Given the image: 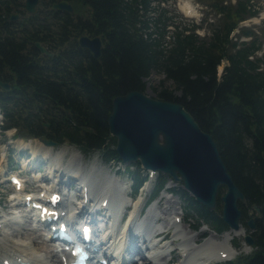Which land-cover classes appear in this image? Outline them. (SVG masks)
Listing matches in <instances>:
<instances>
[{"label":"trees","instance_id":"trees-1","mask_svg":"<svg viewBox=\"0 0 264 264\" xmlns=\"http://www.w3.org/2000/svg\"><path fill=\"white\" fill-rule=\"evenodd\" d=\"M68 1L88 8V15L78 20L74 29H80V24L102 39L100 57L86 53L89 67L76 69L81 76L72 90L75 95L68 88L62 95L46 87L63 102L33 99L26 88L19 96L0 92V128L14 127L22 137L44 136L58 144L67 142L86 155L97 153L105 161L123 164L108 130L112 100L130 91L145 93V79L153 71L163 74L158 84L149 85L154 97L181 104L212 136L228 172L245 195L246 203L238 204L241 223L248 228L247 220L254 217V228H248L252 251L224 264H264V52L258 55L263 40L254 27L242 25L258 15V4L254 0H211L219 22L214 26L210 23L209 35L200 36L195 30L201 25L181 26L176 15L172 17L158 5L166 0H155V6L154 0ZM152 11L157 15L150 16ZM167 26L174 30L166 40ZM70 34L60 31V41ZM73 47L78 49L77 44ZM13 66L22 80L16 86L27 83V68ZM36 85L42 87L38 82ZM9 165L14 168L12 160ZM124 173L136 194L147 178L145 170L137 161L126 166ZM169 180L168 175L159 173L152 197ZM173 192L184 202L186 214H196L197 225L204 221L217 233L228 229L221 217L219 197L216 208L210 210L182 188H173Z\"/></svg>","mask_w":264,"mask_h":264},{"label":"bare ground","instance_id":"bare-ground-1","mask_svg":"<svg viewBox=\"0 0 264 264\" xmlns=\"http://www.w3.org/2000/svg\"><path fill=\"white\" fill-rule=\"evenodd\" d=\"M181 8L187 15H195L194 8L188 1L181 3ZM69 147L63 146V149L55 150L53 147L42 146L41 148L44 151L43 159H38L36 163H43L47 166L44 172H39L38 178L40 177V180L43 179L51 182V186L55 190L62 188L64 192L66 186H69L72 182L77 183V186L72 188L75 191L72 190L64 193L59 203L61 208L63 206L67 207L69 204L72 206L76 198V201L80 202H76L78 206L72 209L75 215L70 214L68 217L61 215L57 223L66 219L72 227L74 223L78 224L76 222L78 219L82 222H87V218L83 216L87 211L95 213L104 209L106 210V213L110 216L111 229L108 227L106 234L97 238L100 243L105 242L102 246V248H105L103 253L100 252L101 246L98 247V243L96 245L97 252L101 253L102 259L111 257L114 260L112 264H136L135 259L132 257L139 255L140 264H207L211 260L230 258L234 255L235 250L231 241L234 237L242 236L246 232L242 224H240L238 229H227L221 235L211 233L209 236L204 237L202 242H198L197 237L199 233H194L189 226L183 224L179 226L176 223V219L180 215L177 213L172 215L176 212L174 209L175 201L164 195L149 206L145 214L143 211L145 217L143 220H140L138 214L145 200L139 198L130 203L124 196L127 189L125 187L121 188L122 192L118 188L115 178L111 175L107 179L98 177L96 174L99 168L95 165H92L88 171H85V166L76 155L72 154V158H70L68 163L61 162L68 156V153H71L68 151ZM54 150L56 152L52 153ZM32 154L36 157L34 150ZM49 157L52 160L51 163L48 161ZM2 169L3 167L1 171ZM50 173L56 176L55 180L50 177ZM41 189L46 191L45 187ZM85 196L86 200H84ZM105 200H107L106 207L102 205ZM19 203L21 206L22 203L20 200H17L16 204ZM163 203H166L167 206L163 207ZM129 205H132L131 212L135 213H132L127 220V227L120 230L121 234L118 239L113 237L110 241L106 240L105 237H111L118 231L119 219ZM3 211L5 215L4 217L2 215V219H0V264H3L5 260L11 264L21 261H28L31 264H64L63 258H72L67 249H59L61 245L49 246L51 243H47V241L40 237V235L46 232H44V229L42 232L38 230V228L44 226V223L39 224L41 227H34L29 230L30 233L24 230L26 225L23 223L26 221V218H30L29 214H14L8 203L3 206ZM162 213L164 215H161ZM180 217L184 220L182 215ZM154 222L158 223L157 227L153 226ZM102 223L103 220L100 221V224ZM173 224L175 225L174 231L171 239H169V229L172 228ZM145 229H149L148 236H151L154 232H157L158 235L151 238L140 237L141 230ZM69 230L71 232L74 231L72 228ZM99 230V225H96L94 234L97 235V231ZM46 234L48 235V232ZM55 240L61 241L59 239ZM139 242H141V245ZM143 247L147 249L145 251L150 252V255L146 256L144 254ZM172 248H175L174 251H170ZM130 253L132 257L127 259L126 255ZM177 256L179 258L176 260L175 257Z\"/></svg>","mask_w":264,"mask_h":264},{"label":"water","instance_id":"water-1","mask_svg":"<svg viewBox=\"0 0 264 264\" xmlns=\"http://www.w3.org/2000/svg\"><path fill=\"white\" fill-rule=\"evenodd\" d=\"M37 1L25 0L26 11L34 12ZM52 8L72 12L67 0L53 4ZM77 40L95 58L100 57L99 36L81 35ZM0 87L9 89L1 80ZM108 130L116 138V151L123 161H139L147 170L168 174L174 181L182 182L184 189L207 209H215L219 197L223 221L229 228L238 229L242 217L238 204L246 203L245 195L228 172L212 136L199 127L181 104L159 100L141 91L118 95L112 100ZM38 139L46 145L55 143L43 136ZM220 188L224 189L221 195ZM246 225L253 229L254 217ZM244 241L253 244L250 234L244 236Z\"/></svg>","mask_w":264,"mask_h":264},{"label":"flooded vegetation","instance_id":"flooded-vegetation-1","mask_svg":"<svg viewBox=\"0 0 264 264\" xmlns=\"http://www.w3.org/2000/svg\"><path fill=\"white\" fill-rule=\"evenodd\" d=\"M59 1L38 0L34 12H27L25 0H0V80L9 85L7 90L0 87V92L19 96L26 88L31 91L28 97L45 103L63 102L56 99L53 92H47L48 89L59 90L58 93L64 95L62 91L68 88L75 95L72 90L77 86L76 78L81 76L76 69L89 67L86 53L94 57L90 50L79 45L77 39L81 35H96L84 30L80 24V29H74V24L83 16L75 15L73 6L70 13L52 8ZM60 31L71 34L60 41ZM37 43L46 51H42ZM73 44H77L78 49ZM13 65L27 68V83L16 86L22 80Z\"/></svg>","mask_w":264,"mask_h":264},{"label":"rangeland","instance_id":"rangeland-1","mask_svg":"<svg viewBox=\"0 0 264 264\" xmlns=\"http://www.w3.org/2000/svg\"><path fill=\"white\" fill-rule=\"evenodd\" d=\"M184 1H188L189 3H191L193 5V7L195 9V13H194L195 15H193V16L189 15L188 16V15H185L183 13V10L181 8V3H183ZM232 2H234V1H232ZM254 2H256L258 4V6L260 8V12H259L258 16H256L255 18H252L250 20H247L244 24L246 26H250V27L253 26L255 28V31H256L257 35H259L261 37V39L263 40V47H262L260 53H258L259 56H262V54L264 52V0H254ZM157 3L158 2L154 0L152 2V5L155 6ZM210 3H211V0H166V1H163V3H162L163 5H161V3L158 4V5H160V7L166 8V10H168L170 12L172 17H174L176 15V17L180 18L179 20L176 19V22H180L181 26H188V25L191 26L193 23L201 25V27H199L196 31L200 35L204 36V35H209V30H208L209 24L212 23V26H214L215 24H217L219 22V18H220V16L217 15L215 13V11L210 7L211 6ZM71 4H72V6L74 8L75 15H80V16H83V17L88 15V8L87 7H82L80 5H77L75 2H71ZM152 12H149L150 16L157 15L156 11L154 13H152ZM173 30H174V27H173ZM233 33H234L235 36L237 35V34H235L236 33L235 31ZM165 44L169 45L170 43L166 42ZM221 68H223V64L218 66V71ZM162 78H164L163 74H161V73H159L157 71H153L150 74V76L147 79H145L146 84H147V88H146L145 93L147 95L151 96V97H154L155 94H154V92H152V90L150 89L149 85L152 86V85L158 84L159 80H161ZM0 119H1V116H0ZM13 133H14V130H10L6 134L0 132V163H4L5 169L9 170L8 167H7V162H8L9 159H7L6 154L9 152L7 150L8 147H10V150L12 148H14V150H15L14 153H13V156L16 159L15 161L24 165V169H23L24 173H27L29 170H35L38 167L40 168L41 167L40 165H42V164H40V163L37 164L36 161L38 159H40V158H43L44 151H43V149L41 147L44 146V144L41 141H39L38 138L29 139V140L22 139V138H14ZM23 134L26 135L24 132H23ZM25 138H28V137H25ZM59 145L60 144L55 142L54 145H52V146L55 148V150H61V149H63L62 148L63 146H68L66 144H64V145L62 144L61 146H59ZM32 149L34 150V152L36 154L35 155L36 156V160L34 162L32 161V157H34V155L32 154V152H33ZM55 150H54L53 153L56 152ZM68 151L69 152H73V155H76V156H78L80 158L81 163L85 166V171H88L92 165H95L96 167L99 168V171L97 172L96 175H98V177H100V178L107 179V177L109 175H111L112 171H113L114 174L117 176V178H119L121 180V182L122 181L124 183L125 182H127V183L130 182V180L128 179V177L126 176L125 173H122L120 176H118L115 173L117 168H119V167L123 168L125 166V164H121V163H118L116 161H111V162L103 161L104 159L101 158L100 154H93V156H91V157H89V156L86 157L83 153L80 152V149L77 146H74V147L70 146ZM26 155H29V156L26 157ZM20 156H24V157L21 158ZM70 158H72V153H68V156H66L61 162L68 163ZM48 161H49V163L52 162V160H50V157H49ZM100 161H102V162H100ZM86 163H88L89 166L86 165ZM133 164L135 165V163H133ZM46 166L47 165H45V168H46ZM18 170H20V167H19ZM42 172H44V171L42 170L41 173ZM157 172L159 174V171H157ZM38 174H37L36 178L38 177ZM49 175H50L51 178H53L55 180L56 176L54 174L52 175L50 173ZM64 177L66 178V176H64ZM3 178H5V179H2V178L0 179V194L5 196L9 187H8L7 182H6L7 178L6 177H3ZM25 178L29 179V180L33 179L32 178V174H29V173L25 174ZM38 183L42 184V185H45L44 181H39L38 180ZM117 185L119 186L118 181H117ZM125 185L128 187L127 184H125ZM76 186H77V183H75L74 187H76ZM30 187L33 189L35 186L32 185ZM165 187H167V188H181V183L180 182L168 181ZM41 188H40L39 191H41ZM68 188H69V186L65 187V189H68ZM143 188H144V186H143ZM72 190L75 191V189H72ZM149 190H146V192L144 191V193H147ZM223 191H224V189H223ZM140 192H142L141 189H140V191L138 192L137 195H139ZM144 193H141L142 195L141 196H137L134 200H137L139 198H141L143 200H146L147 195L144 194ZM126 195L128 196V194H126ZM163 195L168 197V198H170L172 201L173 200L175 201L174 202V204H175L174 209H175L176 212H174L172 215H174L176 213L179 214V215L183 214L184 222L181 223V224L191 227V230H192V228L194 229V225H197V221H199L198 217L196 216V214L195 213H193V215L186 214V211H185L186 208H185L184 202L180 198H177L176 195H171V193H169L166 190L161 191L160 193L157 194V200ZM76 200L77 199L75 198L74 199V206H75V204H78L76 202H80V201H76ZM126 200H128V199L126 198ZM4 202L6 203V198L5 197H4L3 201L0 202V204H2ZM154 203L152 202L150 204V206L152 204H154ZM9 206H10V204H9ZM162 206L165 207L167 205H166V203H163ZM181 207L183 209V212H181ZM8 209H9V207H8ZM2 211H3V209H2ZM4 211H6V210H4ZM4 211H3V213H4ZM13 211H15V210L13 209ZM1 213L2 212L0 211V217H1ZM161 215H164V214L162 213ZM27 219H29V218H26V221H24V222L29 223L30 221L29 220L27 221ZM27 223L24 224V225H26V228L24 230L30 232L29 230H31V229L29 228V225H27ZM202 224H204V225H202ZM205 224H207V223H205L204 221H201L199 223V225H197V227H196V231H197L196 233H199V235L197 237V241L198 242H202L203 238L209 236L211 233L218 234V233L214 232L211 229L209 224H207L209 227L207 225H205ZM1 225H2V223H1ZM200 226H203L202 229H200L201 228ZM17 228H20V227H17ZM120 230L118 229L116 234H114L111 237L110 236L105 237L106 240L108 239V241H110V239H112L113 237L118 239L119 235L121 234ZM192 231H194V230H192ZM247 231H249V229H246V232L242 236L234 237L232 239L231 244H232L233 249L235 251H234V255H232L231 258H235L239 254H249L251 252L252 247L251 246L248 247L247 244L244 243V236L247 234ZM169 232H170L169 239H171V235H172L171 234V230H169ZM221 234H218V235H221ZM30 235H32V234H30ZM40 237H42V235H40ZM47 243H49V242H47ZM49 246H52V244H50ZM244 248H246V249L244 250ZM144 250H146V248L144 249V247H143V251ZM146 253H148V252L146 251ZM134 256L135 257L137 256L136 259H138V257H140L139 255H134ZM178 258H179V256H177L176 260ZM231 258H227V259H231ZM225 260L226 259L218 260L216 264L222 263ZM136 264H140V261L137 260Z\"/></svg>","mask_w":264,"mask_h":264},{"label":"snow or ice","instance_id":"snow-or-ice-1","mask_svg":"<svg viewBox=\"0 0 264 264\" xmlns=\"http://www.w3.org/2000/svg\"><path fill=\"white\" fill-rule=\"evenodd\" d=\"M53 200H55V198H53Z\"/></svg>","mask_w":264,"mask_h":264}]
</instances>
